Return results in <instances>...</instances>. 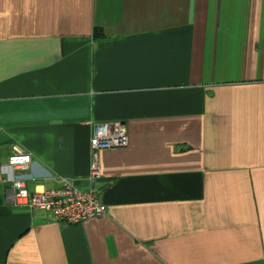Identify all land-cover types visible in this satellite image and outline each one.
<instances>
[{
	"label": "crops",
	"instance_id": "obj_1",
	"mask_svg": "<svg viewBox=\"0 0 264 264\" xmlns=\"http://www.w3.org/2000/svg\"><path fill=\"white\" fill-rule=\"evenodd\" d=\"M15 145L106 214L12 204ZM0 264H264V0H0Z\"/></svg>",
	"mask_w": 264,
	"mask_h": 264
},
{
	"label": "built area",
	"instance_id": "obj_2",
	"mask_svg": "<svg viewBox=\"0 0 264 264\" xmlns=\"http://www.w3.org/2000/svg\"><path fill=\"white\" fill-rule=\"evenodd\" d=\"M128 136L121 123L95 124L89 140L91 166L89 180L101 177L98 154L105 150L127 147ZM31 158L18 145L12 148L7 165L1 168L6 182L12 187L9 201L14 205L28 207L30 210L51 212L54 219L62 225L80 224L88 219L106 214V206L94 190L80 191L67 179H60L59 188L41 193L28 192L25 187Z\"/></svg>",
	"mask_w": 264,
	"mask_h": 264
}]
</instances>
